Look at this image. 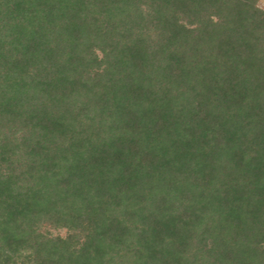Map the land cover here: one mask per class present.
Here are the masks:
<instances>
[{"label":"trees","instance_id":"16d2710c","mask_svg":"<svg viewBox=\"0 0 264 264\" xmlns=\"http://www.w3.org/2000/svg\"><path fill=\"white\" fill-rule=\"evenodd\" d=\"M0 161L3 262L264 264V10L0 0Z\"/></svg>","mask_w":264,"mask_h":264},{"label":"rangeland","instance_id":"374dc122","mask_svg":"<svg viewBox=\"0 0 264 264\" xmlns=\"http://www.w3.org/2000/svg\"><path fill=\"white\" fill-rule=\"evenodd\" d=\"M255 3L258 7H260L261 9L264 10V0H255ZM151 36H155L154 32H150ZM154 39V37H153ZM101 55V53H100ZM18 137L20 136V134L17 135ZM6 164L1 163L0 161V172H5L6 171ZM74 234L75 237H77L76 240L81 241V243H83V241L86 239L85 235L83 231L81 230H71L69 227H67L64 224H61L60 221H56L53 219H49V218H40L37 223H36V237L39 238L42 241L48 240V239H56L57 237H61L62 239H67L70 235ZM200 250L196 249L195 247L191 250H189V258L191 260L192 256L196 253H198ZM204 251V250H203ZM124 252V251H123ZM123 252L121 253V257H119V255L116 257V263L118 264H122L123 263V259H125L126 264H131L132 263V256L126 254L123 258ZM119 253V254H120ZM22 254V255H21ZM31 254L29 251L26 250H21L20 253L18 254H14L13 255V260L11 262H7L4 260L1 261L0 260V264H40V260H35L36 258L31 259L30 257H28ZM42 260V259H41Z\"/></svg>","mask_w":264,"mask_h":264}]
</instances>
